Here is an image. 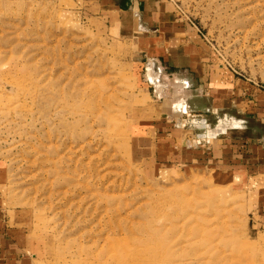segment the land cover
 Masks as SVG:
<instances>
[{"label": "rangeland", "instance_id": "1", "mask_svg": "<svg viewBox=\"0 0 264 264\" xmlns=\"http://www.w3.org/2000/svg\"><path fill=\"white\" fill-rule=\"evenodd\" d=\"M98 1L0 0V264H123L139 227L264 264V0H165L207 48V138L184 94L163 124Z\"/></svg>", "mask_w": 264, "mask_h": 264}, {"label": "crops", "instance_id": "2", "mask_svg": "<svg viewBox=\"0 0 264 264\" xmlns=\"http://www.w3.org/2000/svg\"><path fill=\"white\" fill-rule=\"evenodd\" d=\"M98 3L125 21H121L122 29L127 31L133 46V64L141 68L145 91L160 107L163 124H176L180 115L168 117L169 111L176 107L177 96L184 94L187 103L196 106L187 114L194 119L203 118L202 137L207 138L205 117L216 111V106L211 104L207 108V48L195 30L187 23L180 25L173 20L165 0H99ZM176 135L183 136L177 150L184 148V143L190 144L194 137L175 134V138ZM189 149L190 152L195 149L194 144Z\"/></svg>", "mask_w": 264, "mask_h": 264}, {"label": "bare ground", "instance_id": "3", "mask_svg": "<svg viewBox=\"0 0 264 264\" xmlns=\"http://www.w3.org/2000/svg\"><path fill=\"white\" fill-rule=\"evenodd\" d=\"M165 235L168 236L166 233L155 234L139 227L137 233L124 235L125 238L121 239L124 241V245L113 251L109 250V256L118 263L123 264L125 262L130 264H141L143 262L144 264H179L177 259L180 254H176L171 249L175 244H169L171 239L165 237ZM189 260L191 259H188L187 262Z\"/></svg>", "mask_w": 264, "mask_h": 264}]
</instances>
